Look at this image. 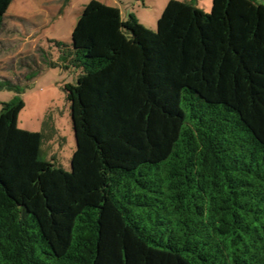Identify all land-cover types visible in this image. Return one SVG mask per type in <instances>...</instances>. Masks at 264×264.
Masks as SVG:
<instances>
[{"label":"trees","instance_id":"16d2710c","mask_svg":"<svg viewBox=\"0 0 264 264\" xmlns=\"http://www.w3.org/2000/svg\"><path fill=\"white\" fill-rule=\"evenodd\" d=\"M58 45L70 170L2 83L0 264H264V0H170L154 30L91 0Z\"/></svg>","mask_w":264,"mask_h":264},{"label":"rangeland","instance_id":"374dc122","mask_svg":"<svg viewBox=\"0 0 264 264\" xmlns=\"http://www.w3.org/2000/svg\"><path fill=\"white\" fill-rule=\"evenodd\" d=\"M134 13L146 27L156 29L169 0H101ZM211 11L213 0H193ZM91 0H13L0 31V113L4 102L18 93L2 86L19 84L25 107L20 127L44 135L42 157H53L67 170L76 150L71 105L64 85L75 80L74 69L63 66L58 42L71 44L75 25ZM55 63V64H53Z\"/></svg>","mask_w":264,"mask_h":264},{"label":"crops","instance_id":"0c3cea01","mask_svg":"<svg viewBox=\"0 0 264 264\" xmlns=\"http://www.w3.org/2000/svg\"><path fill=\"white\" fill-rule=\"evenodd\" d=\"M169 1H170V0H169ZM197 5H199V6H200V2H198V3H197Z\"/></svg>","mask_w":264,"mask_h":264}]
</instances>
